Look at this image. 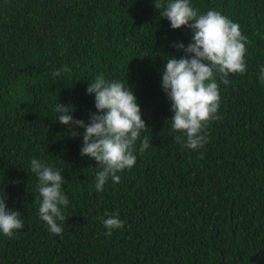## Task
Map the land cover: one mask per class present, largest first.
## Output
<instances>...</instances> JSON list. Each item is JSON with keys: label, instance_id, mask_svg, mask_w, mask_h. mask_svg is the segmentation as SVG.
I'll list each match as a JSON object with an SVG mask.
<instances>
[{"label": "trees", "instance_id": "trees-1", "mask_svg": "<svg viewBox=\"0 0 264 264\" xmlns=\"http://www.w3.org/2000/svg\"><path fill=\"white\" fill-rule=\"evenodd\" d=\"M240 25L246 71L217 82L220 119L207 142L182 148L161 88L166 56L183 55L190 29L170 28L153 0H0V199L24 228L0 233V264H264V0H190ZM67 67L61 78L52 73ZM125 81L137 97L150 147L95 190L100 166L80 155L83 129L55 120L96 112L88 81ZM202 154V155H201ZM62 170V234L38 215L32 158ZM118 212L111 236L101 218Z\"/></svg>", "mask_w": 264, "mask_h": 264}, {"label": "clouds", "instance_id": "clouds-1", "mask_svg": "<svg viewBox=\"0 0 264 264\" xmlns=\"http://www.w3.org/2000/svg\"><path fill=\"white\" fill-rule=\"evenodd\" d=\"M153 3L159 16L169 21L170 28L184 26L191 31L187 45L183 42L173 44L183 55L165 57L161 88L170 101L171 129L180 133L174 136L175 142L182 148L198 150L207 142L208 123L220 119L217 115L220 102L217 77L227 86L230 75L246 71L245 53L249 41L242 35L240 25L219 11L210 9L200 13L190 0H153ZM69 71L62 67L52 75L59 79ZM259 80L264 83V66L259 69ZM86 93L94 95L96 109L90 113L88 122L74 118L71 105L58 102L54 108L58 113L55 120L73 129V137L81 135L75 128L83 129L80 155L93 158L100 166L95 176V190L100 192L109 178L119 183L118 173L131 169L136 163L137 142L142 154L150 147L151 137L142 136L149 128L127 82L108 80L99 74L88 81ZM30 170L38 179L39 218L51 233L61 235L62 225L57 221L65 222L63 210L69 205L62 191L65 183L62 170L45 165L35 157L31 159ZM105 215L107 218L101 221L107 230L106 236H111L113 229L124 226L118 212ZM23 228L21 213L6 208L5 199H0V233L12 238L14 231Z\"/></svg>", "mask_w": 264, "mask_h": 264}]
</instances>
